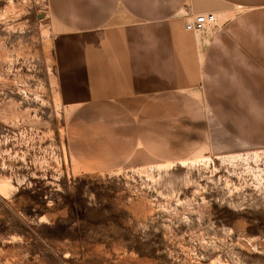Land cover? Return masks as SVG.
Returning <instances> with one entry per match:
<instances>
[{
	"label": "rangeland",
	"instance_id": "rangeland-1",
	"mask_svg": "<svg viewBox=\"0 0 264 264\" xmlns=\"http://www.w3.org/2000/svg\"><path fill=\"white\" fill-rule=\"evenodd\" d=\"M56 31L46 0H0V264H264V149L84 166Z\"/></svg>",
	"mask_w": 264,
	"mask_h": 264
},
{
	"label": "crops",
	"instance_id": "crops-1",
	"mask_svg": "<svg viewBox=\"0 0 264 264\" xmlns=\"http://www.w3.org/2000/svg\"><path fill=\"white\" fill-rule=\"evenodd\" d=\"M46 1L84 166L264 149V0ZM196 14L215 23L186 32Z\"/></svg>",
	"mask_w": 264,
	"mask_h": 264
},
{
	"label": "built area",
	"instance_id": "built-area-1",
	"mask_svg": "<svg viewBox=\"0 0 264 264\" xmlns=\"http://www.w3.org/2000/svg\"><path fill=\"white\" fill-rule=\"evenodd\" d=\"M212 21L211 14H196L185 18L183 28L186 32H202L212 25Z\"/></svg>",
	"mask_w": 264,
	"mask_h": 264
},
{
	"label": "bare ground",
	"instance_id": "bare-ground-1",
	"mask_svg": "<svg viewBox=\"0 0 264 264\" xmlns=\"http://www.w3.org/2000/svg\"><path fill=\"white\" fill-rule=\"evenodd\" d=\"M213 21H214V18H213ZM213 21H212V24H213ZM186 163H188V162H183L182 164H183V165H186ZM163 167H165V164H161V165L159 166V169H161V168H163ZM169 168H170V166H169Z\"/></svg>",
	"mask_w": 264,
	"mask_h": 264
}]
</instances>
